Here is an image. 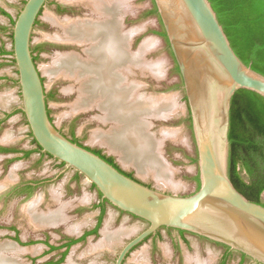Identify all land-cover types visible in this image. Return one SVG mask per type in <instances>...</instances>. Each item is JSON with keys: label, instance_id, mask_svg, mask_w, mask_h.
<instances>
[{"label": "rangeland", "instance_id": "rangeland-1", "mask_svg": "<svg viewBox=\"0 0 264 264\" xmlns=\"http://www.w3.org/2000/svg\"><path fill=\"white\" fill-rule=\"evenodd\" d=\"M25 1L0 0V8H4L10 15L9 17L0 11V26L12 28V21L18 16ZM123 1L117 16L121 22L120 30L123 33H129L131 54L133 56L135 54L136 57L139 53L137 57L143 58L145 63L142 66L131 65V73L127 80L138 83L136 86L137 90L139 89L137 91L139 96L145 97L148 102L151 101L152 105L162 97L173 100L174 107L165 114L147 115L144 120L147 133L154 144H157L156 153L163 162L160 170L158 167L148 168L152 171L156 169V173L166 169L170 175L169 180L157 178L156 174L148 169L146 172H141L133 163L124 164L116 152L110 150L105 144L95 142L92 138L94 131L101 129L107 131L111 128L109 122L102 121V110L95 106L73 113L72 105L79 97L81 82L56 78L45 71V67L58 53L83 52L80 46L55 42L46 37L45 34L52 35L56 30V26L51 23L47 15L53 13L62 19L73 20L97 16L94 10L83 4H75L74 7L77 8L71 11L57 12L55 0H50L43 8L33 33V48H37L36 62L43 74L52 119L60 130L70 136L75 135L83 144L101 148L124 170L133 173L135 177L149 185L177 194H190L197 190L199 169L190 111L185 93L181 89L183 85L181 77L175 71V61L165 37L157 33L162 29L160 19L149 12L153 7V1ZM0 43H5L10 49L13 48L11 33L3 32L1 27ZM39 46H42V49H38ZM8 59L11 60L12 57L0 56V63H5L0 72L15 77L16 69ZM151 64L156 66L154 70L148 67ZM13 87L12 82L10 84L6 82L4 87L1 83L0 92L5 88L10 91ZM69 87H72V90L65 91V88ZM19 97L22 103L21 92ZM1 101L0 111L5 104L4 100ZM162 116L166 118H160ZM14 117L15 119H12ZM8 140L11 142L8 143ZM0 143H8L7 145H15L25 150L36 149L27 122L18 114L12 115L0 127ZM75 172L66 165L62 166L61 162H56L54 158L35 151L27 157L16 160L0 155V244L3 243L1 246H4L8 239L11 240L8 242H14L16 235L25 243H20L23 246L20 248H24V251H20L17 245L15 246L19 249L4 250L1 247L0 257L12 260L10 263L8 259V264H42L51 258H57L61 251L51 252L50 244L59 245L64 236L79 235L91 225V222H95L94 214L97 210L91 207L99 199V191L84 176L77 179ZM43 179H49V181L38 183L32 191L25 189L28 182H38ZM30 198L32 199L27 202ZM83 201H86L90 209H87L85 213L77 214L75 207L84 203ZM29 203H36L35 208L40 214H48L59 209L66 218L64 222L52 226L36 225L30 221L27 208ZM106 224L108 226L104 233ZM147 225L146 221L128 213H120L117 208L108 203L101 233L87 237L71 247L60 264H114L125 243L144 230ZM73 227L78 229L75 231ZM108 235L112 238H106ZM185 237L186 239L176 229L161 228L154 236L133 249L127 255L124 264H136L135 259L139 255L143 256L145 264H186L188 256L193 257V263L196 260L199 262L202 260L205 264L222 263L225 254L223 245L190 233H187ZM154 246H156L155 249ZM182 255L185 263L179 262L178 257ZM240 259V254L235 251L227 258L225 264H239ZM242 264H256V262L249 258Z\"/></svg>", "mask_w": 264, "mask_h": 264}, {"label": "water", "instance_id": "water-1", "mask_svg": "<svg viewBox=\"0 0 264 264\" xmlns=\"http://www.w3.org/2000/svg\"><path fill=\"white\" fill-rule=\"evenodd\" d=\"M49 1L26 0L12 26L21 110L43 153L95 184L103 200L148 223L125 243L114 264H123L136 246L162 227L205 237L264 264V205L249 200L229 175L232 99L240 89L264 96V74L237 55L211 1L153 0L180 70L197 147L200 186L190 194L164 191L128 176L73 141L51 119L43 74L33 53V33ZM14 242L23 247L22 241Z\"/></svg>", "mask_w": 264, "mask_h": 264}, {"label": "bare ground", "instance_id": "bare-ground-1", "mask_svg": "<svg viewBox=\"0 0 264 264\" xmlns=\"http://www.w3.org/2000/svg\"><path fill=\"white\" fill-rule=\"evenodd\" d=\"M65 1L89 6L97 16L73 20L62 19L53 13L47 15L51 23L56 26V30L52 35L45 34L46 37L55 42L80 46L83 52L58 53L45 67V71L56 78L74 79L81 82L79 97L72 105L73 113L95 106L102 110L101 119L109 122L111 128L107 131L102 129L94 131L92 138L95 142L105 144L118 154L124 164L133 163L141 172L151 170L148 167H158L160 170L163 162L156 153L157 144H154L147 133L144 120L147 115L165 114L174 107V104L171 98L162 97L152 105L151 101L148 102L145 97L139 96L137 92L139 89L137 90L136 86L138 83L127 80L131 73V65L142 66L145 63L143 58L137 57L139 53L136 57L135 54L134 56L131 54L129 33H123L120 30L121 22L117 16L124 1L63 0ZM148 67L152 70L156 68L152 64ZM72 87L65 88V91H71ZM152 172L159 179L169 180L170 175L166 169L157 173L154 169ZM29 204L27 208L30 221L36 225L56 224L64 222L66 218L59 209L48 214H40L35 208L36 203H31L28 207ZM72 229L76 231V228ZM109 237L112 238L109 235L106 238ZM7 242L4 243L2 249L16 248L15 242L6 244ZM192 258L188 256L186 264H205L202 260V263L197 260L193 263ZM8 259L11 263L12 260ZM8 259L0 257V264H8ZM143 261L142 255L135 259L136 264H145Z\"/></svg>", "mask_w": 264, "mask_h": 264}, {"label": "trees", "instance_id": "trees-1", "mask_svg": "<svg viewBox=\"0 0 264 264\" xmlns=\"http://www.w3.org/2000/svg\"><path fill=\"white\" fill-rule=\"evenodd\" d=\"M210 1L217 12L218 18L223 25L224 30L228 35L231 45L237 55L246 64L251 65L253 69L264 74V0ZM0 11L6 15L9 14L3 8H0ZM149 12L159 17L154 1L153 7ZM14 21H12V24H14ZM160 22L162 24L161 19ZM0 27L2 28V26ZM157 33L165 37L168 48L174 58L163 26L162 29ZM11 36L13 37V33ZM36 50L37 48H33V53H35ZM34 59L35 61L37 60L36 55L34 56ZM174 68L175 71L180 75V70L176 61ZM30 136L32 137L33 143L36 144V149L34 151L42 152L41 146L38 144L36 139L33 138L31 132ZM229 138V175L232 182L234 183L235 187L249 200L264 205V201L262 199V194L264 192V96L249 89H240L235 93L232 99ZM74 141L77 142V140ZM34 151L28 150L26 155L28 156ZM93 151L105 158L108 162L119 168L128 176L135 178L133 173L122 170L112 156L106 157L98 150ZM43 154H47L48 156L52 157V155L48 153ZM61 164L64 165L65 163L61 162ZM244 172L246 175H244ZM79 174L80 173H78V175ZM92 186L96 188L95 184H92ZM25 189L32 191L34 186L28 184ZM14 239L21 242L20 237L17 235L14 237ZM76 241L77 240H72L68 246ZM21 243L25 244L23 242ZM223 246L227 250L231 251L228 246ZM50 247L51 250L59 248L55 245H51ZM230 251L225 255L221 264L226 263V259ZM66 254L67 253H65L58 262H49L48 264L61 263L64 260ZM241 254L243 257L239 264H242L247 258V255L244 253Z\"/></svg>", "mask_w": 264, "mask_h": 264}, {"label": "flooded vegetation", "instance_id": "flooded-vegetation-1", "mask_svg": "<svg viewBox=\"0 0 264 264\" xmlns=\"http://www.w3.org/2000/svg\"><path fill=\"white\" fill-rule=\"evenodd\" d=\"M55 4H56V10H57V12H64V11H71L73 8H77V7H74L75 6V3H66V1L65 2H63V0L62 1H60V0H55ZM77 6V5H76ZM43 11V10H42ZM42 13V12H41ZM39 20V19H38ZM38 22V21H37ZM38 49H42V46H39L38 47ZM35 54V53H34ZM47 98H48V96H47ZM49 114H50V116H51V111H50V109H49ZM51 118H52V116H51ZM53 120V119H52ZM5 123V121L4 120H2V118H0V127L1 126H3V124ZM72 129V128H71ZM64 134H66L68 137H70L73 141L74 140H77V142L79 143V144H81V145H84V146H86V147H89L91 150H98V151H100V153L102 154V155H105L106 157H109L110 155L109 154H107L106 152H104L101 148H99V147H92V146H89V145H86V144H83V142H81L75 135H68L67 133H65L63 130H61ZM28 150H25V149H21L20 147H18V146H15V145H7V144H5V143H0V155H4V157H6V158H13V159H22V158H24V157H27V155H26V152H27ZM39 153H41L42 155H47V154H43V152H39ZM11 154H13V155H11ZM20 154V155H19ZM51 158H54V157H51ZM54 160L56 161V162H60V161H58L56 158H54ZM116 162V161H115ZM117 163V162H116ZM63 166V165H62ZM64 166H65V164H64ZM120 168H121V166H120ZM122 169V168H121ZM124 171H126V170H124ZM76 173V176H77V179H78V177L80 178L82 175L81 174H79L78 175V173H77V171L75 172ZM47 181H49V179H43V180H41V181H38V182H28L26 185H25V187L28 185V184H31L32 186H36L37 187V184L38 183H40V182H42V183H45V182H47ZM198 187H199V184L197 185V189H198ZM109 202H107L106 200H103L102 199V197H101V195H100V192H99V199L97 200V201H95V204H93L92 205V207H91V209L92 208H94L95 210H97V209H99V212H98V214L96 215V217H95V222H94V224H93V226H87L85 229H84V231L79 235V236H64V239L61 241V243L59 244V245H55V244H50L49 245V249H50V251L52 252V251H56V250H58V251H61L60 252V254H59V257H57V258H51L50 260H48V261H46L45 263H42V264H48L49 262H58L59 260H61V258L63 257V255L65 254V253H68V251L71 249V247H73L74 245H76L77 243H79V242H82L84 239H86L87 237H89L90 235H98V234H100V229H101V227H102V225H103V220H104V216H105V214H106V208H107V204H108ZM110 204V203H109ZM75 209H76V212H77V214H81V213H84L87 209H90V207L89 206H86V205H84V204H81V205H78L77 207H75ZM120 213H127V212H124V211H122V210H120ZM128 214H130V213H128ZM130 215H132V214H130ZM133 217H136V216H134V215H132ZM136 218H138V217H136ZM162 228H166V229H168V230H171V229H175V228H169V227H162ZM176 230H178L180 233H181V235L184 237V239H186V237H185V235L187 234V233H190V232H187V231H185V232H183L184 230H180V229H176ZM190 234H193V233H190ZM155 234H153L152 236H154ZM193 235H196V234H193ZM152 236H150V237H152ZM15 237V236H14ZM149 237V238H150ZM148 238V239H149ZM72 240H77L76 242H74V243H72V244H70V246H68V244L69 243H71V241ZM51 245H55V246H58L59 248H56V249H54V250H51ZM139 246V245H138ZM137 247V246H136ZM135 247V248H136ZM155 247L156 246H154V249H155ZM134 248V249H135ZM225 248V247H224ZM62 249H64V250H62ZM230 250H227L226 248H225V254H224V257H225V255L229 252ZM235 251H233V250H231L230 251V253L228 254V257L231 255V254H233ZM238 254H240V256H241V259H240V261L242 260V254L241 253H239L238 252ZM67 255V254H66ZM65 255V256H66ZM227 257V258H228ZM65 259V258H64ZM178 259H179V262L180 263H183L184 262V256L182 255V256H179L178 257ZM246 259H249V257H247ZM245 259V260H246ZM224 260V259H223ZM227 260V259H226ZM244 260V261H245ZM125 262V261H124ZM185 263V262H184ZM33 264H35V263H33ZM60 264V263H59ZM124 264V263H123ZM256 264H258V263H256Z\"/></svg>", "mask_w": 264, "mask_h": 264}, {"label": "crops", "instance_id": "crops-1", "mask_svg": "<svg viewBox=\"0 0 264 264\" xmlns=\"http://www.w3.org/2000/svg\"><path fill=\"white\" fill-rule=\"evenodd\" d=\"M7 16L10 17L9 14ZM2 28H5V29H2ZM2 28L1 29H2L3 32L11 33V35H12L13 31H12L11 27H2ZM1 55L4 56V57H7V58L8 57H12V59L11 60L8 59V61L13 63V67L16 69V76L15 77H11V76H9L7 74H3V73L0 72V84L2 83L3 87L6 85V82H9V84H10V82H12L14 84V87L10 91L6 90V88H5V90L0 92V101L1 100L5 101V104L1 107L2 108L1 109L2 112L0 111V118H2V120H4L6 122V121H8L11 118L12 115L18 114V116H23V119L25 120V122H27L25 114L21 110V103H20L21 101H20V97H19L20 96V86H19V83H18V70H17L15 59H14V56H13V48L10 49L9 47H7L5 45V43H0V56ZM3 65H5V63H3V62L0 63V69L3 67ZM11 102H14V103H11ZM1 103H4V102L1 101ZM12 119H15V117L12 118ZM7 142L9 143V142H11V140H8ZM11 155H13V154H11ZM84 203H82V204H84ZM84 205L87 206L86 203ZM93 210H95V209H93ZM98 212H99V209H97V212H95L94 217H96ZM119 212H120V210H119ZM106 213H107V208H106ZM104 218H105V216H104ZM56 224H51V225H56ZM93 224H94V221H93V223L91 222L90 227L93 226ZM105 229H107V224H106L105 228L103 229L104 233L106 231ZM100 233H101V231H100ZM79 235H77V236H79ZM90 236H94V235H90ZM62 250H64V249H62Z\"/></svg>", "mask_w": 264, "mask_h": 264}]
</instances>
